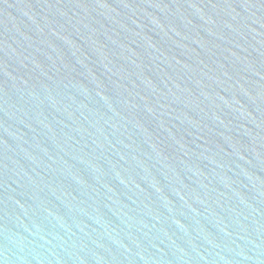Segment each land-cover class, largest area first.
<instances>
[{"label":"water","instance_id":"1","mask_svg":"<svg viewBox=\"0 0 264 264\" xmlns=\"http://www.w3.org/2000/svg\"><path fill=\"white\" fill-rule=\"evenodd\" d=\"M0 264H264V0H0Z\"/></svg>","mask_w":264,"mask_h":264}]
</instances>
